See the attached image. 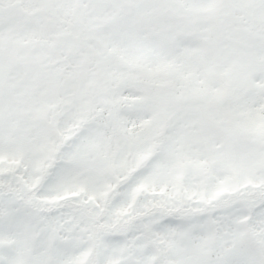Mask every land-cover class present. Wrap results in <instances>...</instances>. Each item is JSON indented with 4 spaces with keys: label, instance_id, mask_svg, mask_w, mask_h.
I'll list each match as a JSON object with an SVG mask.
<instances>
[{
    "label": "snow or ice",
    "instance_id": "1",
    "mask_svg": "<svg viewBox=\"0 0 264 264\" xmlns=\"http://www.w3.org/2000/svg\"><path fill=\"white\" fill-rule=\"evenodd\" d=\"M0 264H264V0H0Z\"/></svg>",
    "mask_w": 264,
    "mask_h": 264
}]
</instances>
